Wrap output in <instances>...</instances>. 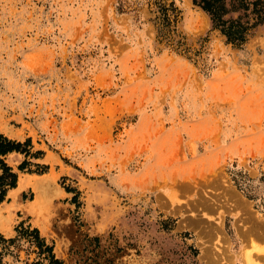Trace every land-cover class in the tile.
Listing matches in <instances>:
<instances>
[{"label": "rangeland", "instance_id": "374dc122", "mask_svg": "<svg viewBox=\"0 0 264 264\" xmlns=\"http://www.w3.org/2000/svg\"><path fill=\"white\" fill-rule=\"evenodd\" d=\"M153 1L0 0V135L27 149L22 169L0 158L16 177L52 158L70 190L49 216L60 264H264V24L236 48L172 0L177 53L155 37ZM14 208L0 217L34 228ZM11 239L0 264H48Z\"/></svg>", "mask_w": 264, "mask_h": 264}, {"label": "trees", "instance_id": "16d2710c", "mask_svg": "<svg viewBox=\"0 0 264 264\" xmlns=\"http://www.w3.org/2000/svg\"><path fill=\"white\" fill-rule=\"evenodd\" d=\"M192 3L209 16L211 29L217 30L224 37L226 43L236 48L241 47L246 42L250 31L255 25L264 24V0H192ZM152 4L154 6L153 16L149 21L152 22L157 41L165 43L177 53L186 52L183 36L180 35L177 29L179 10L174 2L172 0L168 2L154 0ZM232 13H237V15L233 17ZM23 145L26 144L9 140L0 135V156L8 152L12 153V151L27 155V149L23 148ZM25 163V161H22L18 169H22ZM238 175L240 174L238 173ZM244 179L247 178H232L234 185L241 191L247 190ZM15 181L16 174L0 158V202L4 199L5 191L15 186ZM65 190L70 191L69 189ZM245 195L249 199H255L246 192ZM260 205H264V200ZM14 230L21 236H30L39 252L46 254L48 264L61 263L60 260L54 258L51 252L52 246L44 243L36 228L28 231L23 229L21 223H19ZM0 241L12 243L13 239L3 240L0 237Z\"/></svg>", "mask_w": 264, "mask_h": 264}, {"label": "crops", "instance_id": "0c3cea01", "mask_svg": "<svg viewBox=\"0 0 264 264\" xmlns=\"http://www.w3.org/2000/svg\"><path fill=\"white\" fill-rule=\"evenodd\" d=\"M8 153L4 154V158H5L4 160L7 162V159L9 160V157L12 156L14 162L10 166H15V165L19 164L23 160V158H24V156L22 154L18 153V152L12 151V153H9V154ZM46 157H47L46 153L43 152L40 156L32 157L30 159L29 165H28L29 167H33V166H44V167H46V172H42L40 174H34V173H19L17 175V177H16L15 186L12 187V188H8L5 191V196H4L5 199L0 202V205L1 206H2V204L5 205L7 203H10V201H12L11 197L9 196V193L11 191H13V190L15 191V189H17L18 181L20 180V179H17L19 177V175H23V174H30V175H32L33 174V175H42L41 177H45V176L46 177L47 176L50 177V174L52 173V172H49V170H50V163H48L46 161H48V160L51 161V158L50 159H46ZM53 164H54V170L53 171L54 172L58 171L59 168L55 165L56 163H53ZM52 174H51V177L50 178L53 177L52 178L53 179L52 182H55L54 181V176H52ZM30 175H26V176L30 177ZM22 178H24V177H22ZM50 182H49V184L47 186L48 188H51L50 189L51 192L48 193L49 196H50L49 203H48L49 206H48V209L46 210V212L44 213L45 222L43 223V225L45 226L44 229L46 228L45 231L44 230L43 231L42 230H39V227L36 226L35 224H33V222H32V219H34V214L32 216V214H30L29 211H30V206H31L32 202L34 201V199L32 201H30L29 203H27L29 200H26V201H20V200H18L19 195L26 188L21 189L18 192V194H17V196L15 198V201H14V206H15L14 209L16 211H18L22 216L29 217L30 226L37 229L39 237L44 240V243L45 244L46 243H49V245H52V247H53L56 244V240L59 238V236L56 234L55 231L52 230V228H51V226L49 224V222L51 220V219H49L50 218L49 216L52 213V210L55 209L56 204H58L60 200L63 201L65 198H67V196H68L69 193L66 192V191H64L63 188H61V187L60 188L62 190V193L60 191H59L60 193L57 192V190H56L57 187L54 185L55 183L53 184L52 182L51 183ZM44 206H45V204H44ZM28 208H29V210H28ZM42 208H43L42 210L46 209L45 207H42ZM10 216L11 215H9V218L7 216L5 218L0 217V232L5 233V235H7V236H9L11 238H14L16 232L13 229V223H11L10 220H9L10 219Z\"/></svg>", "mask_w": 264, "mask_h": 264}, {"label": "bare ground", "instance_id": "6f19581e", "mask_svg": "<svg viewBox=\"0 0 264 264\" xmlns=\"http://www.w3.org/2000/svg\"><path fill=\"white\" fill-rule=\"evenodd\" d=\"M3 122V121H2ZM3 125V124H1ZM0 125V127H1ZM4 133L6 134L5 136L9 137V138H14V137H19L20 135H18V132L16 133L15 131L12 130V128H4L3 129ZM20 133V132H19ZM17 139V138H16ZM49 155V154H48ZM51 157L49 156V159ZM52 160V158H51ZM12 161V160H11ZM49 161V160H48ZM12 163V162H11ZM52 174V173H51ZM51 174H50V177H51ZM53 176V174H52ZM24 178H20V180L18 181V186H17V189H15V191H11L9 193V196L11 197L12 201H15V198L18 194V192L21 190V189H24V188H30L32 190V192H34L35 194V197H34V201L32 202L31 206H30V211L29 213L34 214V224L36 226L39 227V230L41 229L42 231L44 229V225L43 223L45 222V218L44 216H41V212L43 211L42 207H47V205H49V192H51V188H48V184L49 182L51 181L52 182V178L50 177H28V176H23ZM55 177V176H54ZM55 179V178H54ZM50 182V183H51ZM54 184V182H52ZM55 185V184H54ZM57 192H59V190L56 188ZM60 193V192H59ZM45 204V206H44ZM30 205V204H29ZM45 207V208H46ZM2 210V209H1ZM29 210V208H28ZM1 212V211H0ZM5 212V211H4ZM44 220V221H43ZM3 224V223H2ZM4 225V224H3ZM256 226V225H255ZM5 228V227H4ZM253 229V228H252ZM262 229V228H261ZM43 233V232H42ZM255 236V235H254ZM264 237V236H263ZM247 258V259H246ZM246 261H247V264H251V261L249 260L248 256H246Z\"/></svg>", "mask_w": 264, "mask_h": 264}]
</instances>
